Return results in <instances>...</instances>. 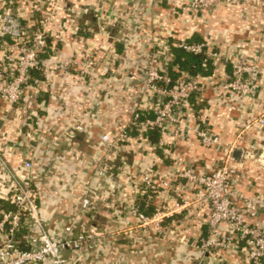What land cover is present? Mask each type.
Wrapping results in <instances>:
<instances>
[{"label": "crops", "instance_id": "1", "mask_svg": "<svg viewBox=\"0 0 264 264\" xmlns=\"http://www.w3.org/2000/svg\"><path fill=\"white\" fill-rule=\"evenodd\" d=\"M56 1L60 10L54 32L20 107L0 102V146L7 166V171L0 168V203L7 205L18 177L26 174L23 164L30 148L41 216L51 237L64 238L71 222L74 237L91 228L102 234L80 264H252L241 252H203L210 215L204 194L188 179L169 189L160 187V181L189 170L207 177L224 160L226 149L236 146L241 155L234 151L231 163L235 204L243 205L241 195L261 196L258 216H246L245 222L264 230V127L255 123L264 116V0H235L199 12L177 0ZM48 2L0 0V14L11 10L32 33L40 19L38 7L47 8ZM1 29L0 20V73L13 67L2 47ZM181 43L206 47L214 70L195 78L203 92L192 96L190 111H179L180 124L158 130V143L150 141L156 136L133 129L132 139L110 157L109 170L100 176L101 162L109 155L101 137L130 131L145 97L147 61L161 53L157 63L170 75L178 73L177 66L171 68L169 52L175 60ZM114 56L118 59L110 62ZM83 57H93L97 64L80 81L63 62ZM239 65L250 68L247 77L253 83L246 101L224 89ZM203 132L218 136L221 144L205 146ZM142 175L157 182L156 192H138ZM86 194L98 211L93 221L78 218ZM175 202L188 206L164 222L162 233L137 228L133 209L152 215ZM24 234L28 241L31 234Z\"/></svg>", "mask_w": 264, "mask_h": 264}, {"label": "built area", "instance_id": "2", "mask_svg": "<svg viewBox=\"0 0 264 264\" xmlns=\"http://www.w3.org/2000/svg\"><path fill=\"white\" fill-rule=\"evenodd\" d=\"M48 1L47 8L38 7L40 19L36 30L32 33L11 10L5 8L0 14L2 47L6 50L8 61L13 62V67L4 68L0 73V102H8L13 108L20 107L25 86L32 80L33 73L41 69L40 57L48 48L49 37L55 29L60 5L56 0ZM166 1L172 2L173 0ZM177 2L191 11L199 12L225 2L234 3L236 1L177 0ZM177 47L195 55L204 54L206 48L201 43H181ZM164 51L169 52L165 48ZM169 53L174 61L173 54ZM160 54L151 56V59L147 61L143 84L145 97L135 110L132 123L128 127L130 131L125 130L117 135L108 133L101 137L102 144L107 145L109 155H105L107 159L104 157L101 162V169L98 171L100 176H104L109 170L110 157H117L122 148L121 145L132 139L130 134L133 129L147 134L150 131H164L168 124H180L177 117L179 111H190L189 101L192 96L203 92L201 82L195 79L196 77L183 74L180 79L174 81L170 75V69L157 63ZM117 59L118 57L114 56L109 61ZM96 64L93 57L70 58L63 62V68L71 74L76 73L79 80L84 81ZM248 72L250 68L243 65L235 66L230 81L224 85L227 93L239 97L241 101H246L253 93V83L247 77ZM149 113L153 114L152 119L147 118ZM143 115H147L144 120H142ZM255 123L264 127V116ZM85 130V127L77 126V131L83 133ZM200 137L207 147L221 144L220 138L210 133L203 132ZM238 149L236 146L227 148L224 160L207 177H199L190 170L184 171L174 177H164L160 181V187L169 189L173 183L188 179L193 182L194 187L200 189L201 194H204L210 207V215L207 237L200 245L203 252L213 254L221 251L241 252L246 261L252 264H262L264 230L257 226L247 225L245 222L246 216L251 218L258 216L259 201L262 197L241 195L240 199L243 202L241 207L236 205L234 200L236 193L233 188V176L236 171L231 163L234 162L233 152ZM3 152L4 149L0 146V168L7 171ZM32 153L33 150L29 148L23 164L26 174L18 177L9 202L7 205L0 203V264H80L94 241L102 234L96 233L91 228L74 237V222H71L64 228V238L56 240L51 237L46 229L48 221L41 216L39 191L34 186L32 175L35 157ZM136 183L140 194L158 190L157 182L148 175H142ZM187 206V203L175 202L174 205L158 209L152 215L141 212L139 208L133 209L131 213L136 218L139 230L162 233L164 222L181 214ZM97 212L91 198L86 194L82 200L78 218L93 221L96 219ZM23 233L31 234V238L27 241L28 245H31L30 249H27L26 245L25 247L21 245L19 235ZM67 251L72 253L70 257L66 255Z\"/></svg>", "mask_w": 264, "mask_h": 264}, {"label": "trees", "instance_id": "3", "mask_svg": "<svg viewBox=\"0 0 264 264\" xmlns=\"http://www.w3.org/2000/svg\"><path fill=\"white\" fill-rule=\"evenodd\" d=\"M174 54H175V60L172 63L173 65L171 68L177 66L180 69L178 73H173V75L171 74L174 81L180 79L183 76V72L187 73V75L190 77H197V76L207 77L213 74L214 66L205 54L195 55V54L187 53L185 50L182 49H176L174 51ZM146 116L147 115H143L142 120H144ZM147 118L152 119L153 116H147ZM157 132L158 130L156 131V133H152V131H150L149 136H151V138H153L154 136L156 137H154L153 140H150L148 136V139L150 141H153L154 143H158L159 134ZM24 236H25L24 233L19 235V238L22 242L21 245L23 247H25L26 245L27 249H30L31 247H28L29 245L26 243L27 240Z\"/></svg>", "mask_w": 264, "mask_h": 264}, {"label": "water", "instance_id": "4", "mask_svg": "<svg viewBox=\"0 0 264 264\" xmlns=\"http://www.w3.org/2000/svg\"><path fill=\"white\" fill-rule=\"evenodd\" d=\"M112 35H113V34H112ZM235 155H236L237 157H240L241 153H240L239 151H236Z\"/></svg>", "mask_w": 264, "mask_h": 264}]
</instances>
